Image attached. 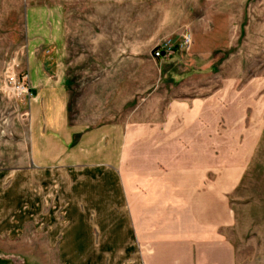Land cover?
<instances>
[{
    "label": "rangeland",
    "instance_id": "obj_1",
    "mask_svg": "<svg viewBox=\"0 0 264 264\" xmlns=\"http://www.w3.org/2000/svg\"><path fill=\"white\" fill-rule=\"evenodd\" d=\"M33 129L63 147L45 154L49 167L65 170L91 130L104 131L107 162L108 130L117 171L139 170L153 143L165 160L178 154L173 166L225 179L234 264H264V0H0L5 228L26 206L18 181L38 165L27 151ZM26 224L0 231V264H63L57 245L43 247V231Z\"/></svg>",
    "mask_w": 264,
    "mask_h": 264
},
{
    "label": "crops",
    "instance_id": "obj_2",
    "mask_svg": "<svg viewBox=\"0 0 264 264\" xmlns=\"http://www.w3.org/2000/svg\"><path fill=\"white\" fill-rule=\"evenodd\" d=\"M32 131L27 151L38 165L30 166L28 176L18 181L27 183L26 206L14 212L7 228L2 226L1 209L0 231L18 234L27 221L34 236L43 231V247L57 245L63 264L235 263L223 230L231 222L221 187L225 179L214 181L195 164L173 166L178 154L165 160L153 143L145 145V154L139 153L145 160L139 170L125 164L123 171H117L116 142L109 139L108 130L107 162L100 153L104 131L91 130L82 132L75 153L66 154L65 170L49 167L45 154L63 147L42 143L52 133ZM60 190L67 197L55 193ZM75 231L83 249L72 245ZM33 245L28 244L33 249L28 253L37 255Z\"/></svg>",
    "mask_w": 264,
    "mask_h": 264
},
{
    "label": "built area",
    "instance_id": "obj_3",
    "mask_svg": "<svg viewBox=\"0 0 264 264\" xmlns=\"http://www.w3.org/2000/svg\"><path fill=\"white\" fill-rule=\"evenodd\" d=\"M157 55H160L161 53L159 51L156 52Z\"/></svg>",
    "mask_w": 264,
    "mask_h": 264
}]
</instances>
